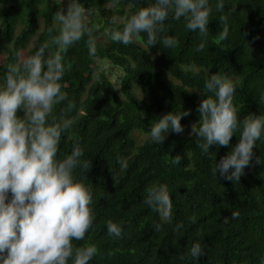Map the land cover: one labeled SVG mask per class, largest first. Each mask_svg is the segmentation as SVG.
Wrapping results in <instances>:
<instances>
[{"label":"trees","instance_id":"1","mask_svg":"<svg viewBox=\"0 0 264 264\" xmlns=\"http://www.w3.org/2000/svg\"><path fill=\"white\" fill-rule=\"evenodd\" d=\"M80 2L89 9L97 51L89 54L85 33L61 52L66 69L61 91L67 99L58 102L48 117L72 121L60 138L58 158L79 144L84 149L82 159L91 160L87 170L77 167L75 173L92 190L94 219L85 237L72 243L97 246L88 264H264V162L256 163L257 156L264 161V135L253 147L252 161L234 182L219 173L215 176L213 166L238 142L240 130L229 146L213 144L207 153L188 130L199 119L197 106L212 72L226 73L236 82L234 104L240 119L250 112L264 114V0H224L223 13L229 17V36L224 40L219 37L221 12L212 0L202 49L198 31L187 29L183 18L173 19L171 14L157 44L148 46L146 33L127 45L111 38L109 28H122L130 14L154 0H118L115 6L113 0ZM59 7L66 11L55 1L0 0V80L15 53L23 52L35 34L25 56L43 44H47L46 56L59 51L54 43L56 27L49 30ZM111 15L121 21H113ZM39 22L42 28L37 32ZM168 35L179 41L175 47L163 45ZM96 59L121 71L117 86ZM184 109L191 111L181 117L183 132L170 130L161 143L152 142L149 129L155 119ZM17 114L25 115L22 109ZM134 132L145 139L138 142ZM176 155L182 159L173 164ZM153 183L168 187L171 223L144 203L146 188ZM234 211L239 215L232 216ZM108 220L122 226L120 237L108 233ZM177 223L183 227L174 230ZM197 241L204 253L194 259L189 250Z\"/></svg>","mask_w":264,"mask_h":264},{"label":"clouds","instance_id":"2","mask_svg":"<svg viewBox=\"0 0 264 264\" xmlns=\"http://www.w3.org/2000/svg\"><path fill=\"white\" fill-rule=\"evenodd\" d=\"M117 2L113 0V6ZM215 9L221 12L223 22L219 37L227 39L229 17L223 13L224 0H216ZM212 12V0H154L130 14L122 28L111 27L108 31L113 40L125 45L146 33V44L151 46L157 44L164 21L171 14L173 19L183 18L187 29L198 31L202 38L198 47L202 49ZM55 20L59 22V33L54 43L59 51L46 56L47 44L26 56L17 51L16 59L8 64L0 80V264H69V260L71 264H88L98 252L95 244L72 243L73 239L85 237L94 219L92 190L75 173L77 167L87 170L91 160L82 159L84 149L79 144L74 145L70 154L58 158L60 138L72 121L48 119L54 106L67 99L61 91L66 70L61 52L88 33L89 54L95 55L96 40L89 27V9L80 0H67L66 11L57 8ZM162 43L170 48L179 41L168 35ZM235 89L236 82L228 74L209 73L197 106L199 119L192 124L191 133L207 153L213 144L229 146L233 134L240 130L238 142L213 166L215 176L219 173L224 179L237 182L252 161L254 145L264 135V114L250 112L240 119L234 104ZM68 107H73L71 101ZM18 109L25 115H18ZM190 111L171 110L156 118L149 129L151 141L161 143L170 130L183 132L181 117ZM181 159L176 155L171 163L178 164ZM261 162L264 161L257 156L256 163ZM144 203L172 222V199L166 184L149 185ZM231 215L238 216L239 212ZM224 220L227 222V217ZM182 227V223H177L174 230ZM107 231L120 237L122 226L108 220ZM189 252L197 259L204 249L197 241Z\"/></svg>","mask_w":264,"mask_h":264},{"label":"rangeland","instance_id":"3","mask_svg":"<svg viewBox=\"0 0 264 264\" xmlns=\"http://www.w3.org/2000/svg\"><path fill=\"white\" fill-rule=\"evenodd\" d=\"M49 1L59 2V0H49ZM61 3L67 8V0H61ZM111 16H112L111 19L113 21H115V22L121 21L119 18H117L113 15H111ZM0 25H1V18H0ZM55 25H56V30H57V34H58L59 33V22L56 21ZM0 28H1V26H0ZM41 28H42L41 23L39 22V24L37 26V32L41 31ZM35 38H36V34L30 38L29 43L27 44V48L23 51V54H25V52L28 49L32 48V46L34 45ZM0 40H1V37H0ZM102 40H103V38L98 39V41H102ZM96 63L99 65V69L104 71V73L108 77V79L114 85L116 84V86H117L119 84V81H120L121 71L118 68L112 67L107 60L96 59ZM139 96H140V98L144 99V97L142 95L139 94ZM188 130H189V132L191 131V126L188 127ZM133 135L138 142H141L145 139V136L143 134L134 132ZM160 216H161V214H160ZM161 219L164 220V218L162 216H161Z\"/></svg>","mask_w":264,"mask_h":264},{"label":"flooded vegetation","instance_id":"4","mask_svg":"<svg viewBox=\"0 0 264 264\" xmlns=\"http://www.w3.org/2000/svg\"><path fill=\"white\" fill-rule=\"evenodd\" d=\"M48 2H51V1H49V0H47Z\"/></svg>","mask_w":264,"mask_h":264},{"label":"water","instance_id":"5","mask_svg":"<svg viewBox=\"0 0 264 264\" xmlns=\"http://www.w3.org/2000/svg\"><path fill=\"white\" fill-rule=\"evenodd\" d=\"M118 84V83H117ZM116 85V84H115Z\"/></svg>","mask_w":264,"mask_h":264}]
</instances>
